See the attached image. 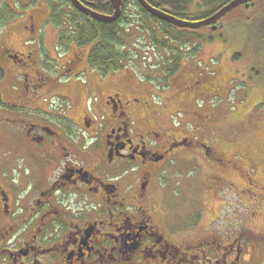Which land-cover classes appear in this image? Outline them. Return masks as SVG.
<instances>
[{"label":"flooded vegetation","instance_id":"af4514ba","mask_svg":"<svg viewBox=\"0 0 264 264\" xmlns=\"http://www.w3.org/2000/svg\"><path fill=\"white\" fill-rule=\"evenodd\" d=\"M16 1H0V22L14 18L2 13L3 4L7 3L10 11L24 10V5ZM208 1H197L198 11L190 10L192 5L187 1L185 13L205 14ZM257 1L252 0L249 7L241 4L224 16L214 32H225L221 29L226 27V18L237 10L239 20L250 21L246 12ZM81 2L96 10L94 0ZM33 3L37 1L30 5ZM109 3L114 10L111 0ZM153 6L172 12L170 4L167 8ZM210 15L192 16L197 19L190 20ZM24 17L33 28L11 34L6 31L0 37V128L7 131H2V139L11 146L10 158L0 150V264L245 262L253 236L248 227L252 221L249 208L257 206L258 198L249 196L253 191L236 192L228 176L245 178L250 190L259 185L242 157L197 135L190 139L174 130L173 125L164 128V117L147 95L149 88L117 79V72L111 74L113 88L100 80L91 89L83 84L73 92L71 88L80 78L93 75L85 48L70 41L75 40V31L73 35L66 31L64 35L69 39L64 42H60V31L53 52L45 29L53 24L50 12H43L40 18L24 10ZM113 22H121V17ZM232 32L233 28L225 32L224 38H232ZM95 79L97 82L99 77ZM98 90L104 106L99 101L94 111L86 107L81 128L99 151L93 159L79 158L80 153L67 137L73 119L69 114L56 116L51 100L61 97L71 103L85 100ZM137 90L141 96H137ZM198 92H189L190 96L181 101L190 106ZM209 92L206 88L200 94ZM94 112L101 115L95 116ZM208 120V116L199 117V127L204 131ZM18 159L23 162L24 172L14 181ZM185 165L191 170L182 169ZM192 186L195 190L191 197L199 204L194 211L197 216L178 224L167 199H183V188ZM230 195L239 196L241 202H228ZM242 195L249 199L244 201ZM217 199H221L220 206ZM235 201L238 207L242 204L245 216L239 212L241 220L237 224L231 221L223 231L216 229V219L222 218L216 214L218 206L221 211L225 206H234Z\"/></svg>","mask_w":264,"mask_h":264},{"label":"rangeland","instance_id":"374dc122","mask_svg":"<svg viewBox=\"0 0 264 264\" xmlns=\"http://www.w3.org/2000/svg\"><path fill=\"white\" fill-rule=\"evenodd\" d=\"M36 1H38L36 4L38 7L35 9V3L30 5L33 0H17L19 5L26 6L27 12L36 14L40 18L43 17V12L46 15L52 10V7L60 6L64 9V0ZM187 1L192 5L190 10L198 11L200 9L197 5L199 0ZM212 2L216 4L218 0L208 1L207 6ZM67 5L69 6V3ZM6 6L7 3L1 6V11L5 15H10V11ZM126 8H129V6ZM130 8L137 16L138 10L136 7L130 6ZM66 11H68L67 13L73 12L71 7L67 6ZM238 12L237 10L226 18V27L230 25V28L224 27L221 29L227 32L233 28L231 34L234 40L233 37L224 38L223 34L225 32L221 34L215 32L210 34L208 32L200 33L204 36L196 39L197 41L195 40L196 44L193 46L194 48L192 47L194 52L186 49L187 42L183 45L177 42L171 43L172 47L182 46L183 51L186 52L183 53L185 55L182 56V60L179 61L176 68L172 67L170 61H168L171 59L172 53L169 50L165 51L163 48H159L158 44L150 37V30L154 29L158 33L160 32L158 39L163 38L161 36L163 32L161 23H154L146 18L133 16L136 24L130 26L132 29H127L129 33L125 31L124 39H127L126 48L135 46V48L132 47L134 55L131 59H128L129 61L127 60V68L124 67L116 71V76L117 79L119 77L123 81H134V85H138L140 88L146 86L151 92H156V104L153 103V105L156 111L160 112V116L164 117L162 123L164 128H168V126L172 128L171 125L174 124V130L188 136L190 139L197 135L201 140L214 143L216 147L228 153L234 152L235 155L239 154L242 157L246 169L250 170L254 180H258L259 186L255 190H250L245 178L234 175L228 177L234 182L236 192L240 193L246 190L248 194L249 191H253L254 193L249 194V196H252L253 199L258 198L257 206L253 205L252 209L249 208L252 221L248 223V227L251 228L254 234L261 235L264 234V0L257 1V5L246 12L248 19H251L250 21L239 20V17H237ZM11 13L14 16L13 20L9 18L8 21L0 22V37L6 31L11 34L13 32L17 33L18 30L28 31V28H33L29 19L24 17V10L19 12L18 10H11ZM18 13L20 14L18 15ZM12 15L10 16L13 17ZM52 23L51 26L49 24L48 28L45 29L48 31V39H50L48 44L55 52L56 35L60 31H63V33L71 31L70 35H73V28H71L72 21L70 19H66L64 22ZM121 24L123 25V21ZM220 24L218 23L217 26ZM234 31L237 32L234 33ZM15 37L18 38V35H15ZM70 41L75 42V40ZM20 45L24 46V43H20ZM86 52L85 49L84 54ZM169 66L173 70L172 73L166 69ZM102 70L93 68V75H85L80 78L77 85L72 87L71 90L76 92L77 87H81L83 84L91 89L93 83H99L100 80L103 83L107 82L109 88H113L111 85L114 83L113 75L106 74ZM95 76L99 77L97 82ZM190 78L191 82L188 83ZM206 88H209L210 92L207 95L206 93L201 95L200 93L205 91ZM198 90L199 92L195 95L199 97V100L194 101L190 106L181 101L182 98L190 96L189 92ZM99 92L98 90V93L93 95L89 93L85 100L76 99L71 103L68 99L61 97L51 100L54 107L52 112L56 116L61 117L69 114L73 119L67 137L73 149L80 153L79 158L88 156L89 159H93L94 154L96 155L99 151L96 145H92L89 135L81 128L82 113L86 107L94 111L95 105H98L99 101L100 106H104L103 95ZM136 93L137 96H141L142 92L137 90ZM94 114L95 116L101 115L96 112ZM200 116L209 117L205 131L199 127L198 120ZM2 131L7 132L0 128V150L7 153V157L10 158L11 146H8L2 139ZM85 147L87 148L85 149ZM86 150L88 153H85ZM206 167L209 169V166ZM182 169L190 171L191 167L185 165ZM23 172V162L18 159V168L13 171L14 181H18ZM188 183L185 182V184ZM173 185H177L176 182H173ZM183 189L185 191L183 199L170 196L166 202L167 207L176 214L178 224L185 218H189V220L196 218L197 215L194 214V211L199 205L191 197L194 194V187ZM242 198L244 201L249 199L244 195H242ZM235 199L240 201V197L236 195H230L227 201L233 203ZM220 200L217 199L219 206L221 205ZM237 201H235L234 206H225L221 211H219L218 206L216 214L222 218L216 219V229L223 231L227 228V223L231 221L237 224L241 220L239 212L245 216L242 204L238 207ZM255 245L264 248V241ZM247 249L249 252L245 255V262L242 261L241 264H264V252L261 253L252 246Z\"/></svg>","mask_w":264,"mask_h":264},{"label":"trees","instance_id":"16d2710c","mask_svg":"<svg viewBox=\"0 0 264 264\" xmlns=\"http://www.w3.org/2000/svg\"><path fill=\"white\" fill-rule=\"evenodd\" d=\"M34 1L36 2V0ZM94 1L96 2V6H95L96 11L99 12L101 11L104 13L113 12V6L111 5V3H109V0H94ZM148 1L149 2L152 1L150 3L156 6L158 5V7L160 8H167L168 7L167 4H170L172 8V12H171L172 14L190 20V19H197V18H192V16L196 17L200 15L199 18H201V17H206L209 14H212L229 0H223L222 3L220 4L219 3L213 4L212 2L211 4H209V10L205 14L190 13L189 11L185 13L187 11V4H186L187 0H177V1L171 0L170 3H166V1L168 0H158L159 2L157 0L155 1L148 0ZM68 3L73 12L67 13L68 11H66L65 6L68 7L67 5ZM127 6H129V8H126ZM130 6L136 7V9L138 10L137 16L133 13V9L130 8ZM177 6H182L183 8H179ZM63 7L64 9H62V7L60 6L52 7V10L50 11L52 22L54 23L59 21L64 22V20L70 19L72 21L71 28H73L76 35L75 42L76 44H78V46H81L87 50L86 55L90 67L98 68L100 70L103 69L102 71H104V73L106 74L107 73L114 74V72L118 71L121 68L124 67L127 68L126 63H128L129 61L128 59H131V57L134 55L133 52L134 49L132 47L135 48V46L126 48L125 45L127 44L126 41L127 39L126 40L124 39L125 31L129 33L128 25L130 23H132L133 25L136 24L133 16H136V18H138V16L143 17L148 20H151L154 23H158V22L161 23L162 26L161 29L163 30L161 36L163 38L159 40L158 36L160 35V32L158 33V31L154 29L150 30V35H151L150 37L154 42L158 44L159 48H163V50L165 51L169 50L172 53V57L168 61H170L171 66L174 68H176L179 61L182 60V56L185 55L183 54L185 51H183L182 46L172 47L171 43L177 42L183 45L184 43L187 42V44L185 45L186 49L191 50L190 52H194V50H192V47L196 44L195 40L201 38V36H204L201 35L200 33L208 32L210 34L214 32L213 30H211L210 26H204L200 29L181 28L172 25L166 21L160 20L157 17L150 14L139 3L138 0H124L122 7L123 13L121 17V22H103L96 18L87 16L83 12L76 9L72 4L71 0H64ZM36 8L37 6L35 7V9ZM178 9H180L181 12H179ZM24 10H26V8H24ZM61 12H63L64 14ZM122 21H123V25L121 24ZM122 32H124V34H122ZM66 40H68V38H66L64 33H62L60 42H64ZM167 67L166 69H168L172 73L173 70L171 69V67L170 66L169 68ZM143 88L145 89L147 87L145 86ZM149 94L150 96L154 95V92H151L150 90L147 95ZM196 97L197 95H194L195 98L194 101L199 100V97L197 98ZM152 101L154 104H156L154 98ZM262 241H264V234L256 235L253 233L252 240L250 241L252 244L249 246L254 247L255 249L259 250L262 253L264 252V248L257 247V245H255L256 243L259 244Z\"/></svg>","mask_w":264,"mask_h":264},{"label":"water","instance_id":"95a60500","mask_svg":"<svg viewBox=\"0 0 264 264\" xmlns=\"http://www.w3.org/2000/svg\"><path fill=\"white\" fill-rule=\"evenodd\" d=\"M71 1L73 5L81 12L89 15L92 18H96L104 22H113L117 20L122 13L121 7L123 4V0H111V2L114 5V13L112 15H106L93 11L88 6L83 4L80 0H71ZM138 1L150 14L159 18L160 20L166 21L177 27L200 29L204 26H211V29L213 31H216L219 28V26H217V23L227 13H229L230 11H232L234 8L238 7L241 4H246L249 7V3L252 2V0H232L228 4L224 5L222 8H220L218 11H216L214 14H212L211 16L202 20L192 21V20L179 18L171 13L161 10L151 5L147 0H138Z\"/></svg>","mask_w":264,"mask_h":264}]
</instances>
